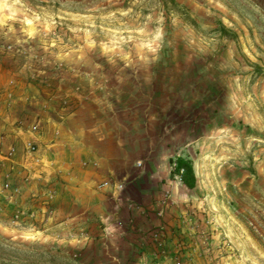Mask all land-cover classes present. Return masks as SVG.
<instances>
[{
	"label": "rangeland",
	"instance_id": "rangeland-1",
	"mask_svg": "<svg viewBox=\"0 0 264 264\" xmlns=\"http://www.w3.org/2000/svg\"><path fill=\"white\" fill-rule=\"evenodd\" d=\"M175 1L0 0V264H264V0ZM64 119L113 134L87 206Z\"/></svg>",
	"mask_w": 264,
	"mask_h": 264
},
{
	"label": "crops",
	"instance_id": "crops-1",
	"mask_svg": "<svg viewBox=\"0 0 264 264\" xmlns=\"http://www.w3.org/2000/svg\"><path fill=\"white\" fill-rule=\"evenodd\" d=\"M87 127L81 122L74 124L69 119L52 121L51 125H48V130L52 129V133L47 137L53 142L44 149L49 158L50 168L59 171L68 181L66 187L71 193L76 194L77 201L82 206H87L88 200H91V197L82 198L83 195L89 196L94 193L99 199L103 196L99 190L107 187L100 185L102 182L113 181L112 173L117 163L113 152L112 132L93 134ZM98 139L105 141L98 143L96 142ZM7 142L0 139V158L7 159ZM86 183L89 186L85 185Z\"/></svg>",
	"mask_w": 264,
	"mask_h": 264
},
{
	"label": "trees",
	"instance_id": "trees-1",
	"mask_svg": "<svg viewBox=\"0 0 264 264\" xmlns=\"http://www.w3.org/2000/svg\"><path fill=\"white\" fill-rule=\"evenodd\" d=\"M159 1L169 2L173 7L179 8V5L175 0ZM170 162L172 163L171 177H178L182 185L188 189H194L196 187L197 179L192 160L183 156H177L174 160L171 159Z\"/></svg>",
	"mask_w": 264,
	"mask_h": 264
}]
</instances>
